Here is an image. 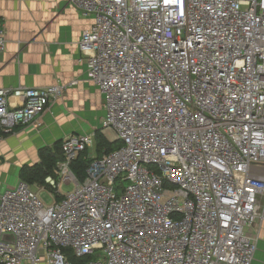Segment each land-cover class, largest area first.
<instances>
[{"label":"built area","instance_id":"1","mask_svg":"<svg viewBox=\"0 0 264 264\" xmlns=\"http://www.w3.org/2000/svg\"><path fill=\"white\" fill-rule=\"evenodd\" d=\"M69 3L93 21L79 50L104 102L102 133L122 146L92 156L80 182L71 167L92 155L95 134L69 135L58 180L3 187L0 264H72L67 251L85 264H253L259 239L248 231L264 223V0ZM67 88L0 89L3 137L40 127ZM63 183L74 190L62 194Z\"/></svg>","mask_w":264,"mask_h":264},{"label":"crops","instance_id":"2","mask_svg":"<svg viewBox=\"0 0 264 264\" xmlns=\"http://www.w3.org/2000/svg\"><path fill=\"white\" fill-rule=\"evenodd\" d=\"M0 21L7 38V48L0 53V89L68 86L40 118V127H18L0 139V171L19 172L39 158L42 148L72 134H85L75 131L80 127L76 111H93L103 99L88 79L86 56L79 50L93 21L69 0H0ZM4 159L8 161L3 164ZM248 232L259 239L253 264H264V223Z\"/></svg>","mask_w":264,"mask_h":264},{"label":"trees","instance_id":"3","mask_svg":"<svg viewBox=\"0 0 264 264\" xmlns=\"http://www.w3.org/2000/svg\"><path fill=\"white\" fill-rule=\"evenodd\" d=\"M0 136H3V132L1 130ZM95 140V155L98 157H101L104 153H111L122 146L120 141L112 142L108 140L100 131L95 133ZM39 156V163L33 166L24 165L19 171V180L28 183L33 189H38L44 185L46 186V179L49 177H53L58 180L54 170L57 163L63 160L62 141H58L52 147L42 148L39 151ZM93 161L94 158L91 153L87 151L73 163L71 169L80 182H83L86 179L87 169ZM49 188L51 189V187ZM61 198L62 197L58 195L56 196V200H60ZM67 253L72 264H85L86 261L90 259L76 258L73 256L71 251H67Z\"/></svg>","mask_w":264,"mask_h":264},{"label":"rangeland","instance_id":"4","mask_svg":"<svg viewBox=\"0 0 264 264\" xmlns=\"http://www.w3.org/2000/svg\"><path fill=\"white\" fill-rule=\"evenodd\" d=\"M90 81V80H89ZM92 84V83H91ZM93 85V84H92ZM94 86V85H93ZM99 91V90H98ZM100 93V91H99ZM101 95V93H100ZM102 96V95H101ZM77 112V121L80 127L75 129V131L79 132H85V134H91V133H96L97 131H100L102 133L101 129V119L104 117L105 114V109H104V102L103 100L100 101V104L96 106L93 111H88L85 113V111H80L81 113ZM75 112V113H76ZM107 139H111L114 141V135L111 134L110 132L107 134L102 133ZM10 135V133L6 134V137ZM95 155V150L92 152V156ZM8 159L2 160V163H6ZM40 162V156L36 161L31 162L30 164H27L29 166H33L37 163ZM19 172L15 171H0V186L4 188L8 187H16L18 182H19ZM74 185H68L63 183L62 186L60 187V191L62 194L66 195L69 192L74 190ZM37 191H40V189H34ZM42 198L46 201V203H52L53 202V197L47 192V191H42ZM264 204V203H263Z\"/></svg>","mask_w":264,"mask_h":264},{"label":"bare ground","instance_id":"5","mask_svg":"<svg viewBox=\"0 0 264 264\" xmlns=\"http://www.w3.org/2000/svg\"><path fill=\"white\" fill-rule=\"evenodd\" d=\"M109 133V132H108Z\"/></svg>","mask_w":264,"mask_h":264}]
</instances>
